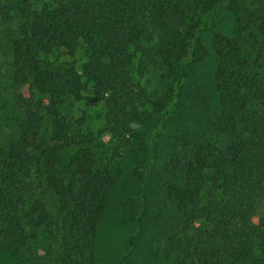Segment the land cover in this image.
Segmentation results:
<instances>
[{
	"label": "trees",
	"instance_id": "1",
	"mask_svg": "<svg viewBox=\"0 0 264 264\" xmlns=\"http://www.w3.org/2000/svg\"><path fill=\"white\" fill-rule=\"evenodd\" d=\"M4 1L0 254L14 264H99L104 193L137 147L130 132L158 116L166 122L172 109L167 93L151 100L134 82L135 65L175 72L181 82L207 58L201 32L224 6L235 22L231 34L212 35L217 102L186 161L175 163L169 196L182 219L162 261L264 264V217L255 223L243 215L264 201V0ZM56 53L84 60L41 65L43 54ZM79 103L103 104L114 143L77 139L85 117L77 126L69 117ZM51 122L63 144L52 143ZM83 142L82 155L70 156Z\"/></svg>",
	"mask_w": 264,
	"mask_h": 264
},
{
	"label": "rangeland",
	"instance_id": "2",
	"mask_svg": "<svg viewBox=\"0 0 264 264\" xmlns=\"http://www.w3.org/2000/svg\"><path fill=\"white\" fill-rule=\"evenodd\" d=\"M24 1L6 0L4 3L17 7ZM26 1L36 7L49 0ZM234 22L224 6L220 7L213 24L201 32L208 49L207 58L191 65L187 77L181 82L175 72L153 65L145 67L141 61L135 65L134 82L151 100L165 97L167 93L168 98L171 97L172 109L166 122L160 121L158 116L149 120L139 132H130L137 147L129 148L127 155L125 153L123 173L104 193L106 204L100 216L97 238L99 264H164L162 256L169 236L181 226L182 219L169 196L170 184L177 181L180 172L175 163L186 161L196 135L202 133L207 115H213L217 102L214 85L217 62L212 35L215 31L231 34ZM40 58L43 67L58 69H64L70 63L79 67L84 60L82 53L75 58L58 53L43 54ZM140 65L144 68H138ZM209 106L210 110H207ZM105 113L102 103L95 106L76 104L69 117L71 124L77 126L83 116L86 120L82 128L77 126L75 130L80 133L77 139L86 142L92 139L99 147L110 140L114 143L111 134L104 132ZM54 125L53 122L48 124L52 143L63 144ZM87 146L88 143L84 142L73 145L69 155H82ZM243 215L258 223L264 217V201ZM0 264L14 263L7 255L0 254Z\"/></svg>",
	"mask_w": 264,
	"mask_h": 264
}]
</instances>
